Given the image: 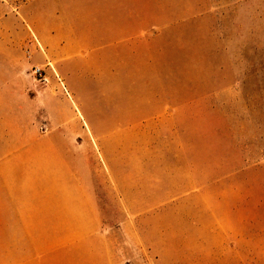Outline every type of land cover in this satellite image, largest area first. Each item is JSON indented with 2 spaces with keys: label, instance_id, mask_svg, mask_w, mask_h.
Returning <instances> with one entry per match:
<instances>
[{
  "label": "rangeland",
  "instance_id": "obj_1",
  "mask_svg": "<svg viewBox=\"0 0 264 264\" xmlns=\"http://www.w3.org/2000/svg\"><path fill=\"white\" fill-rule=\"evenodd\" d=\"M40 47L121 264H264V0H0Z\"/></svg>",
  "mask_w": 264,
  "mask_h": 264
},
{
  "label": "crops",
  "instance_id": "obj_2",
  "mask_svg": "<svg viewBox=\"0 0 264 264\" xmlns=\"http://www.w3.org/2000/svg\"><path fill=\"white\" fill-rule=\"evenodd\" d=\"M127 34L121 28L117 43ZM36 50L31 61L0 54V264H121L99 168L70 151L76 136L29 72L42 59Z\"/></svg>",
  "mask_w": 264,
  "mask_h": 264
},
{
  "label": "built area",
  "instance_id": "obj_3",
  "mask_svg": "<svg viewBox=\"0 0 264 264\" xmlns=\"http://www.w3.org/2000/svg\"><path fill=\"white\" fill-rule=\"evenodd\" d=\"M33 73L42 81L47 82L48 78L43 68L36 67L33 69Z\"/></svg>",
  "mask_w": 264,
  "mask_h": 264
}]
</instances>
